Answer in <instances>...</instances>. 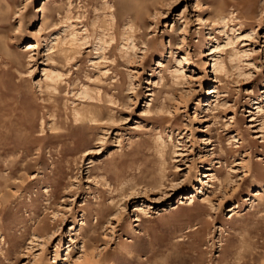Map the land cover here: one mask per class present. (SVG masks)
Masks as SVG:
<instances>
[{"label":"rangeland","instance_id":"374dc122","mask_svg":"<svg viewBox=\"0 0 264 264\" xmlns=\"http://www.w3.org/2000/svg\"><path fill=\"white\" fill-rule=\"evenodd\" d=\"M0 264H264V0H0Z\"/></svg>","mask_w":264,"mask_h":264},{"label":"bare ground","instance_id":"6f19581e","mask_svg":"<svg viewBox=\"0 0 264 264\" xmlns=\"http://www.w3.org/2000/svg\"><path fill=\"white\" fill-rule=\"evenodd\" d=\"M218 48H220V47H218ZM218 48H216V49H218ZM210 54H211V53H210ZM47 77H48V76H47ZM207 175H208V174H207ZM190 195H191V194H190ZM191 196H192V195H191ZM191 196H190V197H191ZM180 203H182V202L180 201ZM139 208H141V207H139Z\"/></svg>","mask_w":264,"mask_h":264}]
</instances>
